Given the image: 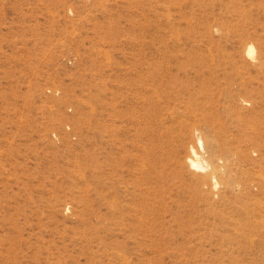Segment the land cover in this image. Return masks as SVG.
<instances>
[{"label": "rangeland", "instance_id": "1", "mask_svg": "<svg viewBox=\"0 0 264 264\" xmlns=\"http://www.w3.org/2000/svg\"><path fill=\"white\" fill-rule=\"evenodd\" d=\"M0 264H264V0H0Z\"/></svg>", "mask_w": 264, "mask_h": 264}, {"label": "bare ground", "instance_id": "2", "mask_svg": "<svg viewBox=\"0 0 264 264\" xmlns=\"http://www.w3.org/2000/svg\"><path fill=\"white\" fill-rule=\"evenodd\" d=\"M253 46L250 47V52H252L253 54ZM249 52V53H250ZM156 89V88H155ZM198 143L201 144V146L204 147V141L202 140V138L200 136H198ZM191 155L188 157V162L190 163L191 166H193L194 168H196L197 170H203V171H208L212 168L211 162H209L207 159L203 158V156H201L200 152L198 151V149H196L193 145L191 146ZM192 167V168H193ZM227 169V168H226ZM212 172L214 173V180H215V185L216 186H220L221 183L225 182L227 183L229 179H227L225 176H227V171L223 170L221 168L219 169H215ZM218 172L221 174V181L217 178L218 176Z\"/></svg>", "mask_w": 264, "mask_h": 264}]
</instances>
